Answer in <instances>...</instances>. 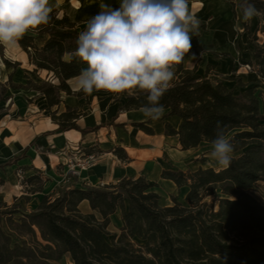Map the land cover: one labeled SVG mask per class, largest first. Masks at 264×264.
Listing matches in <instances>:
<instances>
[{"label": "trees", "instance_id": "trees-1", "mask_svg": "<svg viewBox=\"0 0 264 264\" xmlns=\"http://www.w3.org/2000/svg\"><path fill=\"white\" fill-rule=\"evenodd\" d=\"M243 3L238 0L237 6ZM247 3L257 9L258 25L252 29L249 21L244 22L247 57L242 64L256 79L246 83L241 77L221 76L212 64L200 73L197 67H185L182 60L174 65L171 87L160 101L168 110L163 118L181 119L178 129L166 123V131L178 135L183 149L213 142L217 125L224 128L234 148L230 165L163 170V178L188 188L185 204L172 196L173 203L164 205L155 190L157 183L145 176L104 187H62L55 195H44L32 211L19 202L0 201V264H59L65 254L73 264H264V205L250 192L264 181V0ZM50 16L47 25L26 33L19 43L34 70L49 73L46 79L27 78L25 85L43 93L52 107L60 103L61 91L74 94L68 80L86 64L75 58L71 63L62 60L65 52L75 50L77 36L85 29L78 30L66 14L58 20L56 9ZM41 35L47 37L39 44ZM123 96L122 109L146 103L143 94ZM82 114L67 107L59 114L52 112V119L60 129H79L76 119ZM135 125L153 131L144 122ZM23 181L31 185V192L41 191L44 183L40 173ZM217 192L222 196L215 209L207 198ZM85 199L93 212L80 210ZM118 210L122 226L119 233L111 234L110 217Z\"/></svg>", "mask_w": 264, "mask_h": 264}, {"label": "crops", "instance_id": "crops-1", "mask_svg": "<svg viewBox=\"0 0 264 264\" xmlns=\"http://www.w3.org/2000/svg\"><path fill=\"white\" fill-rule=\"evenodd\" d=\"M101 2L102 0H61L59 7L53 9H56L58 20L66 14L76 28L82 30L86 28L87 21L100 11ZM103 2L113 7L119 6V0ZM237 2L238 0H188V9L200 21L199 32H246L245 21L241 19ZM50 3L55 5L56 0H50ZM249 22L251 28H256L258 15ZM242 35L245 36V33ZM46 37L47 35H41L39 44ZM228 58H232L229 50L213 49L205 65L207 67L212 64L213 71L221 76H232L225 67V59ZM4 59L18 62V65L7 66ZM183 64L187 68L197 67L194 63L187 65L183 61ZM200 69V66L197 67L198 72ZM48 76L45 69L34 70L27 51L19 42L15 48L4 47V55L0 57V201L10 205L20 195L31 197L40 193L43 197L51 193L57 194L62 187H104L123 178L139 176L157 183L155 190L158 193V188L166 183L171 189L185 188L187 193L186 186L179 188L171 179L161 175L167 169L186 171L185 166L192 156L190 153L196 148L183 149L178 135L167 133L166 123L178 129L180 117L169 115L163 118L168 112L165 109L161 119L152 121L143 115L142 107L120 108L125 99L123 94L117 95L104 90L83 96L61 91L60 103L49 107L43 93L25 85L27 78L37 81ZM234 76L241 77L246 83L251 81L237 74ZM77 77L68 80L72 90ZM255 79L256 76L253 80ZM67 107L83 112L76 119L79 129H60L57 121L52 119V112L57 111L59 114L66 111ZM138 122H144L153 131L149 133L143 130L135 125ZM75 147L97 154V159L93 166L81 171L78 176L68 177L67 163L74 155ZM19 155L22 157L14 164H8L9 160ZM201 166L199 164L193 170ZM36 173L41 174L44 183L41 191L31 192V185L25 184L23 180ZM101 183L104 185L101 186ZM47 184L51 185L52 190L45 193L44 187ZM172 196L177 197L176 194ZM172 203L171 199L163 204ZM27 204H31V201ZM79 208L83 213L93 212L86 199L80 202ZM32 210L34 209L28 211Z\"/></svg>", "mask_w": 264, "mask_h": 264}, {"label": "clouds", "instance_id": "clouds-1", "mask_svg": "<svg viewBox=\"0 0 264 264\" xmlns=\"http://www.w3.org/2000/svg\"><path fill=\"white\" fill-rule=\"evenodd\" d=\"M50 0H0V45L15 48L29 31L50 22ZM76 39L74 51L62 60L75 58L87 65L81 69L74 92L91 95L101 90L137 97L146 103L143 115L157 121L164 115L163 95L174 79L173 67L191 53L192 38L199 35L200 21L188 9V0H119L113 7L103 2ZM241 19L258 15L251 3L240 6ZM202 54V51L201 53ZM234 151L226 130L217 125L210 158L228 167Z\"/></svg>", "mask_w": 264, "mask_h": 264}, {"label": "rangeland", "instance_id": "rangeland-1", "mask_svg": "<svg viewBox=\"0 0 264 264\" xmlns=\"http://www.w3.org/2000/svg\"><path fill=\"white\" fill-rule=\"evenodd\" d=\"M252 29H255L252 27ZM244 32H199L198 36H194L192 38V49L191 52L195 53L196 56H193L191 53L186 54L183 61L187 65H192L193 63L197 65V67H201L200 72H204L206 69V61L209 59V53L213 49L219 50H229L232 58L225 59L226 70L234 76L235 74L242 76L245 80H253L255 78L254 74L250 71V68L247 65L242 64L243 58L247 57V54L244 52ZM258 35L263 40V35L258 33ZM243 45V46H242ZM202 51V54H200ZM228 67V69H227ZM263 102H264V93H263ZM212 150V143L203 142L194 148L191 151V159H189V163L187 164V170L191 168V170L195 169L197 165H202V167H213L215 169H220L223 166L218 165L215 161L210 158V152ZM73 155L71 156L72 159ZM186 170V171H187ZM66 175L69 177L70 172L66 171ZM73 176V175H72ZM51 185L47 184L44 187V192H50ZM19 189V187H17ZM20 191V190H19ZM17 190V192H19ZM159 193L162 194V203L165 201H170L172 199V194H176L177 198L185 204L184 196L186 193V189H171V186L166 183L163 184L160 188H158ZM173 192V193H171ZM263 205H264V181H260L257 183L256 189L250 191ZM54 193V192H53ZM19 194V193H18ZM52 195V193H51ZM55 195V194H53ZM222 194L217 192L215 195L207 198L210 204L214 205V208H218V198L221 197ZM42 197V194H36L24 197L23 195L17 197L14 202H19L23 207L28 210L35 209L38 200ZM31 204H27L30 202ZM13 202V203H14ZM118 214H114L111 217V222L108 226V230L112 233H119L120 228L122 226L121 222V213L120 210L117 211ZM16 217L18 215H15ZM15 227V225H13ZM59 264H73L70 256L65 254L63 258L58 262Z\"/></svg>", "mask_w": 264, "mask_h": 264}, {"label": "built area", "instance_id": "built-area-1", "mask_svg": "<svg viewBox=\"0 0 264 264\" xmlns=\"http://www.w3.org/2000/svg\"><path fill=\"white\" fill-rule=\"evenodd\" d=\"M74 151L75 153L72 159L68 161L67 166L68 172H70L71 175L78 176L81 171L90 168L96 163L97 154L88 153L79 147H75ZM103 185L104 184L101 183V186Z\"/></svg>", "mask_w": 264, "mask_h": 264}]
</instances>
